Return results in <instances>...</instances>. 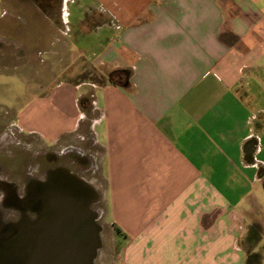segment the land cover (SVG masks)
Listing matches in <instances>:
<instances>
[{
  "label": "crops",
  "instance_id": "0c3cea01",
  "mask_svg": "<svg viewBox=\"0 0 264 264\" xmlns=\"http://www.w3.org/2000/svg\"><path fill=\"white\" fill-rule=\"evenodd\" d=\"M49 4L63 11L55 21L89 26L76 57L103 84L56 79L14 125L63 152L91 134L119 232L114 264L248 263V203L263 186L264 0Z\"/></svg>",
  "mask_w": 264,
  "mask_h": 264
},
{
  "label": "rangeland",
  "instance_id": "374dc122",
  "mask_svg": "<svg viewBox=\"0 0 264 264\" xmlns=\"http://www.w3.org/2000/svg\"><path fill=\"white\" fill-rule=\"evenodd\" d=\"M59 15H63L62 9L59 6L57 8L51 6L49 0H0V167L6 169L5 175H10L8 176L10 180L18 179L21 183L19 179L26 177L27 180L29 176L24 175L25 172L37 175L36 162L40 165L41 174L52 166L48 164L43 154L48 152L56 154L59 157L57 166L71 168L72 174H76L102 195L96 198L99 203L92 206L96 223L101 227V244L94 264H114L120 250L119 241H116L118 238H115L119 232L112 228L107 216L103 194L105 181L100 170L95 169L97 157L94 154L97 155L99 150L93 146L91 134L87 132L85 140L77 138L72 147L69 146L66 150L71 152L64 158L59 146H44L38 140L22 135L14 125L18 111L30 102L33 94L39 91V87L51 86L56 79L68 80L74 84L86 81L103 84L96 69L76 57L83 43L80 41L81 37L86 36L83 33H86L89 26L76 25L74 17L70 18L69 26L63 25L55 21ZM51 21H55V24H51ZM69 31H72L70 37L66 35ZM91 101V96H88L81 103L85 114L88 113ZM87 125L88 122L85 121L84 129ZM35 154L38 158L34 161L30 156ZM79 159L85 160V163L79 162ZM259 177L263 186L253 191V199L248 203L250 210L246 224L248 237L245 240V236L242 240L243 249H246L247 253L246 264H264V168ZM45 180L46 178L41 181L42 186ZM25 184L26 192L29 188L27 183ZM66 185L64 182L56 181L51 188H54L55 195L65 196L68 193ZM42 186L41 192L48 189ZM27 194L33 197L31 191L25 193ZM69 194L73 197L75 205H80L79 199H82V202H86L85 198L90 200L83 191ZM7 208L15 210L11 206ZM34 208L40 212L42 203L35 202ZM0 209L6 210V205L0 206ZM19 211L18 215L23 216L27 208H21ZM4 223H7L8 231L0 230V251L2 245L12 240L16 233V227L10 226L6 220L0 225Z\"/></svg>",
  "mask_w": 264,
  "mask_h": 264
},
{
  "label": "water",
  "instance_id": "95a60500",
  "mask_svg": "<svg viewBox=\"0 0 264 264\" xmlns=\"http://www.w3.org/2000/svg\"><path fill=\"white\" fill-rule=\"evenodd\" d=\"M68 178V193L50 198L38 219L1 247L0 264H94L101 227L90 204L98 193L77 175ZM79 191L91 198L75 205L69 193Z\"/></svg>",
  "mask_w": 264,
  "mask_h": 264
},
{
  "label": "flooded vegetation",
  "instance_id": "af4514ba",
  "mask_svg": "<svg viewBox=\"0 0 264 264\" xmlns=\"http://www.w3.org/2000/svg\"><path fill=\"white\" fill-rule=\"evenodd\" d=\"M69 152L71 151L68 150L62 153L64 155V158L69 155ZM36 155L37 154L32 155L30 157H32V159H34L35 161V159L38 158V156ZM43 156L45 157V160L48 162V164L52 166L47 170L43 171L44 174H41L40 165L38 162H36L37 170H35V172L37 175H35L34 173L31 174L25 172L24 175L26 176L29 175V176L27 177V180L26 177L25 179L22 178L19 179L21 180V183L18 181V179L10 180L11 178L8 177L10 175L8 176L5 175L6 169L4 167H0V206L5 207L6 205V210L3 209V211H1L0 209V223L5 222L6 220V222L10 223V226L16 227V233L14 237H16L20 233L24 225L38 219L41 210L39 212L37 211L36 208H34L35 202H41L43 209V207L46 205L48 200H50V198H52L55 195L53 190L54 188L51 187L55 185L56 181L68 182L69 179L68 176L69 174H72L71 168L65 167L64 165H58L59 167L56 165L59 158L56 156V154L54 155V153L48 152L43 154ZM79 162L85 163V160L79 159ZM66 169H68L69 171H66ZM44 178H46V180L42 186L41 181ZM25 183H27L29 188V190H27L26 192L24 190V185H26ZM41 186L42 188L47 187L48 189L45 190L44 192H41ZM30 191L33 193V197L29 196V194L25 195V193H29ZM50 191L52 192L50 193ZM37 194H38V198H37ZM89 197L90 196H88L87 198ZM97 197L98 195H96L95 198L90 197L91 210H92V206L97 205L99 203L98 201H96ZM80 200L82 199H79V201ZM8 206L14 207L15 210L11 211L10 209L7 208ZM21 208H27V211L23 216L18 215V213L20 212L19 209ZM0 230L2 232L8 231L7 223H4V225H0ZM5 243H8V241Z\"/></svg>",
  "mask_w": 264,
  "mask_h": 264
}]
</instances>
